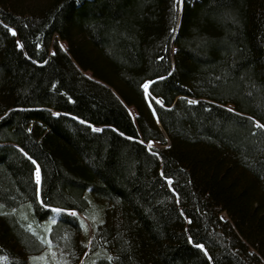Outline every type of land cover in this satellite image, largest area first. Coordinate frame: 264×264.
Returning a JSON list of instances; mask_svg holds the SVG:
<instances>
[{
    "label": "trees",
    "instance_id": "trees-1",
    "mask_svg": "<svg viewBox=\"0 0 264 264\" xmlns=\"http://www.w3.org/2000/svg\"><path fill=\"white\" fill-rule=\"evenodd\" d=\"M47 242L264 264V0H0V264Z\"/></svg>",
    "mask_w": 264,
    "mask_h": 264
},
{
    "label": "rangeland",
    "instance_id": "rangeland-1",
    "mask_svg": "<svg viewBox=\"0 0 264 264\" xmlns=\"http://www.w3.org/2000/svg\"><path fill=\"white\" fill-rule=\"evenodd\" d=\"M11 32L14 33V31L11 29ZM57 40V42L59 43V45L64 49L66 50V44L64 41L60 40L57 35H54L53 36V41ZM53 43V42H52ZM87 76L91 77V74L90 72L88 71H85L84 72ZM151 81L147 80L144 82L143 84V89H144V93H145V97L147 99V101L150 103V96L160 102V100L154 96H152L149 92V85H150ZM128 110L131 114V116L134 117V110L132 107H128ZM156 122L158 123V126L162 129V126L160 124V122L158 120H156ZM93 128L95 129H99V127H96V126H92ZM163 130V129H162ZM146 146L150 149H160L164 146H166L165 144L164 145H161L155 141H149V142H146L145 143ZM34 179H35V182L37 184V186L39 185L40 183V173H39V169L36 167L34 169ZM54 213L55 212H60V211H64L62 209H59V208H50ZM64 212L66 213H69V214H73V213H76L75 211H72V210H65ZM85 219V218H84ZM86 221V225L88 227V241H87V250L86 252L88 251V248H89V245H90V237H91V232H92V228H91V225H90V222L85 219ZM46 229H48L49 227V222L46 223L45 225ZM83 256L84 254L80 257L79 259V262L78 264H81L82 261H83ZM72 260L73 258L70 256L69 254V251L63 247L62 245H57V244H53L51 242H47L46 245H44L41 249V251L35 253V254H32L28 257V264H72Z\"/></svg>",
    "mask_w": 264,
    "mask_h": 264
}]
</instances>
